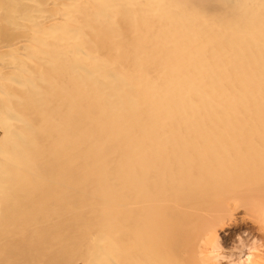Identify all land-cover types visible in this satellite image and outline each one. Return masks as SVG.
Listing matches in <instances>:
<instances>
[{"label": "bare ground", "instance_id": "bare-ground-1", "mask_svg": "<svg viewBox=\"0 0 264 264\" xmlns=\"http://www.w3.org/2000/svg\"><path fill=\"white\" fill-rule=\"evenodd\" d=\"M210 231L264 264V0H0V264H203Z\"/></svg>", "mask_w": 264, "mask_h": 264}, {"label": "clouds", "instance_id": "clouds-1", "mask_svg": "<svg viewBox=\"0 0 264 264\" xmlns=\"http://www.w3.org/2000/svg\"><path fill=\"white\" fill-rule=\"evenodd\" d=\"M258 242H253L255 245ZM202 246L207 249L206 256L203 257V264H221L222 260L229 259L224 256V249L221 247L219 240L215 237L214 232L210 231L204 241ZM259 249L255 246H251L249 249V254L246 258L241 259L239 264H259L256 260V253Z\"/></svg>", "mask_w": 264, "mask_h": 264}]
</instances>
